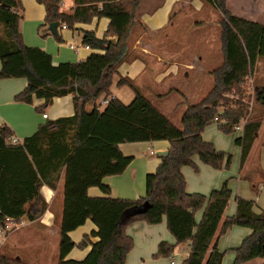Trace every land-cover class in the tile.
<instances>
[{
    "label": "trees",
    "instance_id": "16d2710c",
    "mask_svg": "<svg viewBox=\"0 0 264 264\" xmlns=\"http://www.w3.org/2000/svg\"><path fill=\"white\" fill-rule=\"evenodd\" d=\"M35 1L44 6L46 25L58 22L59 27L74 28L100 18L109 22L102 37L76 28L82 42L94 52L80 62L54 65L49 53L23 42L19 31L21 0H0V79L24 78L27 84L15 100L31 104L33 98L42 99L43 103L35 107L39 113L44 114L54 98L67 95H72L74 109L72 115L46 119L34 133L15 144L9 142L10 127L0 125V228L6 227V218L15 222L24 216L37 219L47 207L40 188L46 185L57 192L62 182L57 264H125L133 247L126 227L138 220L159 224L163 217L175 243L160 241L154 258L169 256L175 245L187 242L189 252L181 264H223L225 251L217 248L216 241L232 226L249 228L250 233L231 248V264L264 257V210L256 212L253 200L237 196L234 214L223 217L231 197L227 181L207 195L188 193L181 171L185 165L197 170L195 155L214 169L229 166L231 156L204 140L202 133L216 115L219 122L226 121L218 123V128L231 133L248 114V101L231 104L225 93L245 96L241 87L245 77L264 61V25L233 15L224 5L226 0H203L222 14L223 61L210 71V90L198 101L186 103L177 126L126 77H120L117 84L134 91L129 103L112 97L103 110L96 106L99 97L110 95L117 68L132 48L135 26L144 28L137 19L143 0ZM65 2L70 5L63 7ZM255 95L264 106V85L256 88ZM220 106L224 108L218 113ZM260 125L259 119L248 118L241 135L234 138L240 148L241 166ZM158 140L168 142V153L159 155L155 171L146 174L144 195L136 199L111 197L103 179L122 174L133 160L121 152L119 144ZM90 187H98L104 195L90 196ZM144 202L148 203L144 213L123 217L127 210L140 208ZM201 209L197 222L194 215ZM87 219L96 229L77 245H89L90 249L82 259H67L76 245L69 232ZM0 264L31 263L0 252Z\"/></svg>",
    "mask_w": 264,
    "mask_h": 264
},
{
    "label": "crops",
    "instance_id": "0c3cea01",
    "mask_svg": "<svg viewBox=\"0 0 264 264\" xmlns=\"http://www.w3.org/2000/svg\"><path fill=\"white\" fill-rule=\"evenodd\" d=\"M144 1L145 0L142 2ZM181 1L183 4H188L187 0H163L158 9L150 15L147 14L142 16V18H139V21L148 31L161 29L166 26L168 22L172 4L174 2ZM260 1L261 0H257V2ZM191 2L193 3V1ZM249 2L250 6L254 7V1L249 0ZM21 4L22 8L20 9L21 19L19 21V31L22 35L23 42L28 46H36L49 53L54 65L61 62H80L86 59L87 56L94 51L91 48H85V44L82 42V34L78 29L94 31L97 37H102L109 22L106 18H100L94 19L89 24H78L74 28L67 27L63 29L62 27H58L57 35L59 37L57 39V36H53L48 30V25L44 23L45 9L42 4L36 2L35 0H21ZM66 5L68 6L70 4L65 2L63 7ZM202 7L203 5L199 2L198 8ZM165 39L169 38L165 36L164 40ZM129 52H140L146 55L152 54L148 44L143 42L142 35L135 37L134 44ZM174 56L177 57V54H175L174 51L164 53V55H156V66L153 70H151V75H154L152 80H155V84L158 82L159 85H161L167 76H173L175 83L180 84L182 87V90L179 91L182 98L188 101L199 98L208 86V77L204 73L206 70L205 67L200 64V61L199 63H195L194 60L186 63H180L176 59H172ZM169 61H171V64L168 67L167 65L169 64ZM143 65L144 64L141 63L139 59L132 60V56L127 55V58L118 66V74L116 75H119V78L126 77L133 81L139 89L147 88L148 84L151 86L153 83L149 77H146L145 79L143 76L146 81L148 80V83L141 79L140 75L146 68ZM184 78L191 82V86H188L183 82ZM26 84L27 82L24 78L0 79V125L2 123L7 124L12 130V137L17 138L19 141H22L25 137L34 133L38 125L43 123L46 119H56L61 116H69L74 113L72 95H67L54 98L50 105H48L44 110V114H46L47 117H43L42 113L35 110V107L40 106L43 103L42 99L33 98L31 104L15 100V95L22 91ZM112 85L110 87L109 96L116 97L111 92ZM117 86L123 85L117 84ZM241 133L242 130H240V134L235 137L241 135ZM261 135L263 138L264 121L261 122L255 141L258 136L260 137ZM253 145L243 164H246L247 161H252L255 166V170H257L259 175L262 176L261 164L264 169L263 158L261 156L259 158L256 150L254 152ZM149 147L156 150V159L145 156ZM119 148L124 155L133 157V160L122 174L107 176L103 179V182L109 185V195L111 197L136 199L139 196H142V194L144 195L145 176L146 174L155 171L160 161L158 152L167 150L168 142L166 140H158L121 143L119 144ZM260 153L262 154V151ZM260 159H262V163ZM205 167L202 166L201 169L208 173V177L205 179L206 181H202L205 183L206 189H200V192H207L206 190L209 189L211 191L213 189L220 188V185H222V183L226 180L227 176L222 174L223 172L219 169L209 170ZM230 177L234 178L233 175ZM230 184L231 195H233V186H235V181L232 180ZM187 190L186 191L188 193H200L193 192L196 191V189ZM262 190H264V187ZM40 192L47 204L45 211L35 220H28L24 216L21 218L23 220V225L19 228L9 229L1 233L0 252L16 260L31 264H57L60 230L59 225L62 212V182L59 185L57 192L50 189L46 185H43L40 188ZM88 194L94 197L104 195L98 187H90L88 189ZM252 194L253 193L248 190L247 186H243L242 183L238 184L236 192L233 195L234 205L236 206L235 198L237 196L254 200V204L259 205L261 202L260 197H252ZM230 203L231 200L229 204ZM260 210H264V208ZM260 210L255 209L256 212H259ZM236 227L237 226L231 227L226 234L231 238L234 233L242 235V232L236 230ZM95 229L96 227L92 221L87 219L83 225L69 232V235L77 245L85 234H89ZM166 229V219L163 217L159 224H147L142 220L135 221L126 227L125 232L132 238L135 234H139L140 239L143 240L142 248L145 249L146 245H148V248H151V250L154 251L157 249L159 242L163 241L162 238L165 239L164 241L174 244L173 238H169V236H167ZM249 233L250 232L246 233L244 237H246ZM91 241H96V238H91ZM216 242L218 244V238ZM89 249V245L81 250L73 247L66 255V258L82 259L87 254ZM183 254L186 256L188 252L184 251ZM129 257L128 255L126 256L125 264H135Z\"/></svg>",
    "mask_w": 264,
    "mask_h": 264
},
{
    "label": "rangeland",
    "instance_id": "374dc122",
    "mask_svg": "<svg viewBox=\"0 0 264 264\" xmlns=\"http://www.w3.org/2000/svg\"><path fill=\"white\" fill-rule=\"evenodd\" d=\"M162 1L163 0H145L142 2L137 11V19L139 20V18H142L144 15L152 14L160 7ZM191 1H193V3ZM253 1L255 3L254 7L250 6L249 0H226L224 5L233 15L243 17L245 19H251L264 25V0H261L260 2H257V0ZM187 2L188 4H183L182 1L174 2L172 4L168 22L166 26L162 27L161 29L148 31L145 29V27L143 28L138 25L135 26L133 30V37L135 38L139 35H142L143 42L148 44L152 54L146 55L140 52H129L130 54H128V56H132V60L139 59L140 62L144 64L143 66L146 67L140 75L141 79L148 83V80L146 81L145 79L146 77H149L153 83L151 86L148 84L147 88H141L140 91L151 101L154 106L159 109V111H161V113L168 117L170 121L177 126L180 125V117L186 106V103L198 101L210 90L212 86L210 71L215 66L220 65L223 61V26L221 11L215 6L205 3L203 0H187ZM199 2L201 5H203L202 8H198ZM165 36H167L169 39L164 40ZM133 44L134 42L132 45ZM171 51H174L175 54H177V57L174 56L172 59H176L180 63H186L194 60L195 63H199L200 61V64L205 67L206 70L204 73L208 77V86L199 98L189 101L182 98V96L179 94V91L182 90V87L180 84L175 83L173 76H167L161 85H159L157 81L155 84V80H152L154 75H151V70H153V68L156 66V55H164V53H169ZM170 64L171 61H169L167 66L169 67ZM253 71L255 76V87L250 91V93H248L249 95L245 94L244 96V100L248 101L249 103L248 114L244 119L247 120L248 118H253L259 119L262 122L264 121V106L255 100V93L256 88L264 85V61H259L252 72ZM118 79L119 75H116L114 77V83L112 85L111 92L122 102L129 103L133 99L135 93L132 88L127 85L117 86L116 82ZM183 82L188 86H191V82L189 80L184 78ZM225 96V98L231 104L238 101L237 98H239L237 94L233 93V91L226 92ZM103 97L104 96H101L98 100H96V104L100 110H103L105 107V105H99V100ZM223 108L224 107L221 106L218 107V113L221 112ZM218 123L220 122H213L212 124L208 125L204 129L202 136L204 140L211 142L216 149L222 150L231 156L229 166H223L219 170L223 172L222 174L227 176L225 181H227L229 187L231 186L230 182L232 180L235 181V186H233V195L236 192L238 184L242 183L243 186H247L248 190L253 193L252 197H260L261 202L259 205H255V209L260 210L264 208V190H262L264 187V169L262 164V176H260L258 171L255 170V166L252 161H247L246 164L241 166L240 148L234 144V137L240 134V130L226 133L218 128ZM253 146L254 152L255 150L258 152L259 158L261 156L264 163V135L263 138L262 135L260 137L258 136ZM150 150H152L154 153L156 152V150H154L152 147H149L145 153V156L156 159V153L150 154ZM261 151L262 154L260 153ZM193 160L197 170L191 165H185L182 168L186 181L185 187L186 190L196 189V191L193 192H200V189H206V185L202 181H206L205 179L208 177V173L201 169L202 166H206L205 168H208L209 170L218 169H214L211 166L202 163L197 156H194ZM260 160L262 163V159ZM231 175H233L234 178L230 177ZM252 185L254 187H252ZM206 191L207 192L200 193H203L204 195L210 193V189ZM233 195L230 197L231 203L229 204V200L223 217L233 215L235 212ZM201 211H197L194 215L197 222L200 220V216L202 215ZM236 228V230L242 232V235L234 233L231 238L226 234L228 233L227 230L218 237L217 246L220 251H225L223 258L224 264H231L233 262L234 252L232 251L231 247L238 246L244 239L246 233L250 232V230L246 227L237 226ZM166 234L169 236V238H173V242L175 243L174 237L167 229ZM162 240L165 239L162 238ZM133 242L134 245L127 255L128 257L130 255V260L132 259L135 264H172L171 260L174 261L173 264H181L185 257L183 252H189V244L185 242L175 245L173 253H171L169 256H159L154 258L153 254L157 251V249L153 251L151 248H148V245H146L145 249H143V240L140 239L139 234H135L133 236ZM74 247H76L78 250L84 248L80 247L79 245H75ZM243 264H264V257L255 258Z\"/></svg>",
    "mask_w": 264,
    "mask_h": 264
},
{
    "label": "built area",
    "instance_id": "2783aa9c",
    "mask_svg": "<svg viewBox=\"0 0 264 264\" xmlns=\"http://www.w3.org/2000/svg\"><path fill=\"white\" fill-rule=\"evenodd\" d=\"M62 28L65 29L66 26L65 25H62ZM85 48H89L88 45H85ZM242 89L244 90L245 94H248L250 93V91L255 87V76H254V71L249 74L248 76L245 77V80L244 82L242 83ZM234 93V92H233ZM236 94V93H234ZM238 95V94H237ZM249 95V94H248ZM239 97V95H238ZM100 98V97H99ZM98 98V99H99ZM112 97L111 96H104L102 99L99 100V105H106L108 104V102L110 101ZM97 99V100H98ZM237 100H244V97L243 98H237ZM96 106L98 107V105L96 104ZM43 117H46V114H43ZM214 122H219V117L218 115H216L214 117ZM226 121L224 120H221L220 123H225ZM246 122L245 119H242L240 121L239 124H237L234 129L235 130H242V127L244 125V123ZM9 142L15 144V143H18L20 142L17 138H14V137H10L9 138ZM150 153H154L153 151H150ZM7 224H6V227L5 228H0V236H1V233L5 232L6 230H9V229H16V228H19L21 225H23V220L20 218L18 221H13L12 219L10 218H6L5 219ZM0 241H1V238H0ZM171 263L173 264L174 261L171 260Z\"/></svg>",
    "mask_w": 264,
    "mask_h": 264
},
{
    "label": "water",
    "instance_id": "95a60500",
    "mask_svg": "<svg viewBox=\"0 0 264 264\" xmlns=\"http://www.w3.org/2000/svg\"><path fill=\"white\" fill-rule=\"evenodd\" d=\"M58 27H59L58 22H51L50 24H48V30L53 36H57ZM167 153H168L167 150H163V151H159L158 155L163 156V155H166ZM147 207H148V203L144 202L140 208H131L127 210L124 213L123 217H129L134 214H142L146 211ZM263 251H264V244H263Z\"/></svg>",
    "mask_w": 264,
    "mask_h": 264
}]
</instances>
